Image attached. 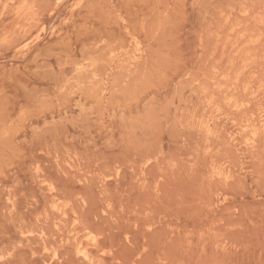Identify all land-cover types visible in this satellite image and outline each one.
Listing matches in <instances>:
<instances>
[{
	"label": "rangeland",
	"instance_id": "1",
	"mask_svg": "<svg viewBox=\"0 0 264 264\" xmlns=\"http://www.w3.org/2000/svg\"><path fill=\"white\" fill-rule=\"evenodd\" d=\"M0 264H264V0H0Z\"/></svg>",
	"mask_w": 264,
	"mask_h": 264
},
{
	"label": "bare ground",
	"instance_id": "2",
	"mask_svg": "<svg viewBox=\"0 0 264 264\" xmlns=\"http://www.w3.org/2000/svg\"><path fill=\"white\" fill-rule=\"evenodd\" d=\"M9 1V0H8ZM7 2V1H6ZM13 7V6H12ZM44 9V8H43ZM45 10V9H44ZM41 11V10H40ZM43 12V11H42ZM44 13V12H43ZM25 16V15H24ZM31 16V15H30ZM41 17V16H40ZM31 18H33V16H31ZM31 20V19H30ZM33 20V19H32ZM6 33V32H5ZM9 34V32H8Z\"/></svg>",
	"mask_w": 264,
	"mask_h": 264
}]
</instances>
